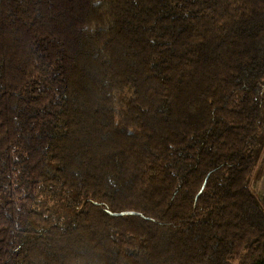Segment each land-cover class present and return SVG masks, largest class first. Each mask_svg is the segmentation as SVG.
<instances>
[{
  "label": "trees",
  "instance_id": "trees-1",
  "mask_svg": "<svg viewBox=\"0 0 264 264\" xmlns=\"http://www.w3.org/2000/svg\"><path fill=\"white\" fill-rule=\"evenodd\" d=\"M263 147L264 0H0V264H264Z\"/></svg>",
  "mask_w": 264,
  "mask_h": 264
},
{
  "label": "rangeland",
  "instance_id": "rangeland-1",
  "mask_svg": "<svg viewBox=\"0 0 264 264\" xmlns=\"http://www.w3.org/2000/svg\"><path fill=\"white\" fill-rule=\"evenodd\" d=\"M252 187L254 191L260 196L264 206V147L258 161V167L256 168L252 178Z\"/></svg>",
  "mask_w": 264,
  "mask_h": 264
},
{
  "label": "water",
  "instance_id": "water-1",
  "mask_svg": "<svg viewBox=\"0 0 264 264\" xmlns=\"http://www.w3.org/2000/svg\"><path fill=\"white\" fill-rule=\"evenodd\" d=\"M127 214H133V213H131V212H124V213H121L119 215H127Z\"/></svg>",
  "mask_w": 264,
  "mask_h": 264
}]
</instances>
